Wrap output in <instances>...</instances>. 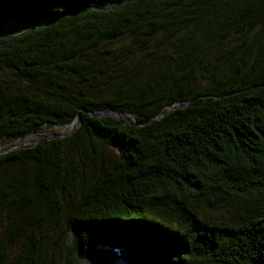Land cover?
<instances>
[{
    "label": "trees",
    "instance_id": "16d2710c",
    "mask_svg": "<svg viewBox=\"0 0 264 264\" xmlns=\"http://www.w3.org/2000/svg\"><path fill=\"white\" fill-rule=\"evenodd\" d=\"M79 116L0 155V264H264V0H0V150Z\"/></svg>",
    "mask_w": 264,
    "mask_h": 264
},
{
    "label": "rangeland",
    "instance_id": "374dc122",
    "mask_svg": "<svg viewBox=\"0 0 264 264\" xmlns=\"http://www.w3.org/2000/svg\"><path fill=\"white\" fill-rule=\"evenodd\" d=\"M154 50L156 51H165L167 47V42L165 41L164 38L160 37L156 40L154 44ZM103 66V65H102ZM76 128V123L63 127V128H54V129H46L45 131L42 132V134H68ZM39 138L35 135H30L26 139L21 141V144L24 146H31L34 144V142L38 141ZM117 157V151L113 148H106L102 152V163L104 165H107L111 162H113ZM56 235L53 230L48 231V245L54 241H56ZM71 238L66 237L62 243L61 248L59 249V263L58 264H65L64 262V255L67 246L70 244ZM21 243L19 242L16 244L13 249H12V255H16L17 253L20 252L21 248ZM50 249V247H49ZM51 252V251H50ZM50 257H45V264H50ZM82 264H123V257L122 254L119 251H111V250H100L97 252L95 257L85 263Z\"/></svg>",
    "mask_w": 264,
    "mask_h": 264
},
{
    "label": "water",
    "instance_id": "95a60500",
    "mask_svg": "<svg viewBox=\"0 0 264 264\" xmlns=\"http://www.w3.org/2000/svg\"><path fill=\"white\" fill-rule=\"evenodd\" d=\"M164 114H165V112L161 115V117ZM113 115H116L117 118L120 120V118H121L120 114H116V113H113V112H110V111L104 112L102 114H93L92 116L93 117H107V116H113ZM81 123H82V119L79 116L78 121H77V125H76V129L74 130V132L80 127ZM74 132L69 133V134H61V135H57V134H50L49 135V134H39V133H35L33 135L37 136L39 138V140L36 141V142H34L33 145L37 144L42 139H49V140H51V139H56V138H59V137H66V136H69V135L73 134ZM30 147H32V146H30ZM18 148L19 149L20 148H26V146L22 145L21 142H18L16 144H12V145H10L9 147H7L5 149H1L0 150V155L7 154L10 151L15 150V149H18Z\"/></svg>",
    "mask_w": 264,
    "mask_h": 264
}]
</instances>
